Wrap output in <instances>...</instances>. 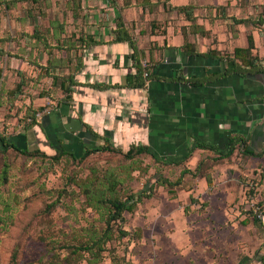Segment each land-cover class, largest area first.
Instances as JSON below:
<instances>
[{"label":"crops","instance_id":"crops-1","mask_svg":"<svg viewBox=\"0 0 264 264\" xmlns=\"http://www.w3.org/2000/svg\"><path fill=\"white\" fill-rule=\"evenodd\" d=\"M111 2L112 8H109L118 10L114 24H99L100 14H93V8L87 10L83 5L86 22L91 18L95 24L82 26L97 43L81 55L70 99L58 100L38 118L40 125H33L29 131L30 144L39 147L40 139L52 150L64 147L76 154H83L87 147H98L106 139L125 150L133 144H144L150 146L159 161L179 167L180 171L183 167L195 171L199 161L204 160L202 171L210 173L213 185L209 186L206 178L201 177L191 190H183L191 201L199 197L207 209L202 214L192 212L187 216L188 221L194 222L189 224L194 238L199 242V235L210 236L212 230L235 219L244 225L249 220L251 224L261 222L264 227V221L259 218L256 221L255 215L252 217L251 209V204L257 202L264 212V155L248 156L241 165L240 154L236 152L231 158L214 163L210 158L217 156V152L197 147L198 143H208L225 151L229 137L237 135L247 141L250 150H262L264 73L247 76L235 73L203 85L178 81L180 76L204 78L224 71L226 65L219 59L185 51L181 26L189 24L188 21L177 27L167 24L166 34L159 31V20L175 12L165 11L162 5L150 11L136 4L140 10L135 11L147 14L150 24L140 27L136 23L133 41L137 50L147 48L145 59L150 60V65L155 63L150 71L153 77L145 86H129L127 75L137 70L134 49L129 40H118L114 30L117 17L125 18L124 9L132 6L121 8L115 0ZM190 2L196 6V22L204 30L201 34L193 27L188 29V39L196 44L197 51L202 53L217 47L232 52L237 46H247L248 34L252 33L256 44L254 53L263 58L264 64V25L257 27L254 23L264 16V0H170L173 5ZM200 10L205 12L202 17ZM233 16L251 18L252 22L234 24ZM153 21L157 26L155 32H151ZM64 57L71 59L74 53L68 55L65 51ZM71 65L74 68L76 64ZM181 161L184 163L176 164ZM248 189L253 190L252 195H248ZM182 195L179 192L177 198ZM233 201L236 203L232 204ZM216 251L209 264H227L228 252L217 257ZM244 259L239 264H244ZM255 263H264V255Z\"/></svg>","mask_w":264,"mask_h":264},{"label":"rangeland","instance_id":"rangeland-1","mask_svg":"<svg viewBox=\"0 0 264 264\" xmlns=\"http://www.w3.org/2000/svg\"><path fill=\"white\" fill-rule=\"evenodd\" d=\"M115 1L121 8L132 6L124 9L128 22L140 27L150 24L147 14L135 11L140 9L135 7L137 3L133 0ZM71 2L0 0V132L10 135V139L19 145H24L25 137L21 132L25 118L33 110L54 107L62 95L40 67L47 65V47L50 46L46 44L55 46L57 35L63 36L60 25L65 27L64 34H70L82 24H95L91 18L87 22L85 17L75 20ZM111 3V0L82 2L85 9L93 8V14H100L99 24H114L118 10L110 9ZM204 14L203 10L199 11L200 17ZM163 17L159 20L162 25L168 23L177 27L186 24L183 15L165 14ZM35 28L44 36L42 39L32 37ZM48 32L50 36L47 38ZM52 52L54 59L66 63L63 60L65 51L52 49ZM67 71L69 68L57 72ZM23 79L22 94L15 96L13 91ZM37 145L44 151L55 153L40 139ZM77 155V159L64 157L60 162H53L41 155L30 156L13 148L0 152V264H89L85 258L73 260L65 246L73 243L80 234L104 229L105 216L103 209L97 210L89 205L87 196L75 181L82 183V187L91 183L96 193L104 188L109 190L108 176L114 171L123 181L121 192L124 194L141 191L152 176L156 179L162 175L175 180L181 174L179 167L157 162L149 155H141L138 163L131 166L130 160L119 152L97 151L84 159H79L82 154ZM6 165L8 174L4 178ZM136 165L138 169L133 171ZM201 177L185 174L183 184L194 186ZM155 189L154 197L145 198L134 214H125V229L132 232L141 228V238L133 235L121 238L116 233L112 242L107 244L102 260L92 264H209L215 249H218L217 257L228 252L227 264H239L243 258L244 264H264L255 263L264 255L261 222L251 224L249 220L245 225L236 219L224 222L220 229L212 230L210 236L201 238L202 234L199 235L198 242L190 231L189 224L194 222L192 219L188 221L187 216L207 210L201 205V199L193 197L192 202L188 193L183 191L187 189L178 190L183 193L180 199L178 195L171 197L162 185H156ZM257 206V202L254 206L251 204L252 217L256 215ZM235 222L237 225L233 224Z\"/></svg>","mask_w":264,"mask_h":264},{"label":"trees","instance_id":"trees-1","mask_svg":"<svg viewBox=\"0 0 264 264\" xmlns=\"http://www.w3.org/2000/svg\"><path fill=\"white\" fill-rule=\"evenodd\" d=\"M32 3H37L39 0H30ZM134 3H137L143 7V9H149L150 11L153 10L154 7L157 5H162L165 11L171 13L175 12L177 15H183L186 21L189 22L187 25L181 26V31L184 35L185 41L183 47L187 53H195L196 55H202L205 57H212L215 59H219L224 61L226 67L222 72H213L206 75L204 78H196L194 76L186 78L185 76L178 77V81L186 82L191 85H203L206 82H215L220 78L231 76L232 74H238L240 76H247L253 73H264V64L263 58H261L258 54L254 53L256 49L255 39L252 33L248 34V45L244 47H235L232 52L229 51H222L217 47L209 48L206 52L200 53L197 51L196 44L191 42L188 39V29L189 27H193L195 31L204 34V30L202 26L198 25L196 22L197 16L195 15L194 11L196 6L190 2L188 4L183 5H173L170 3V0H133ZM83 0H72L71 2V10L73 13V17L75 20L83 19ZM10 3H14L11 2ZM7 2V6L10 5ZM219 10V9H218ZM217 15H220V11H218ZM234 24L240 23H249L252 22L251 18H236L235 16L232 17ZM156 21L152 23V30L151 32H155L157 26H155ZM255 25H264V16L260 17L258 21L254 22ZM257 23V24H256ZM165 23L162 27L159 23V31L163 32V34L167 33V25ZM136 26L133 23L128 22L122 15H119L116 20V28L115 33L118 40H129L132 42L133 51V59L137 63V70L134 74L127 75V84L133 87H143L145 86L148 81L153 77L152 73L150 72L153 64H149V66L143 65V60L145 59L146 49L140 48L137 50L136 44L133 41V32ZM38 28H35L33 32V36L35 38L44 37L40 31H37ZM48 29V28H47ZM57 29V28H56ZM61 34L56 37L55 46H51L50 44H46L47 46V54L49 55L47 60V65L40 66L42 69L45 70L46 74L51 77L52 82L56 85L64 95L62 98L58 100L66 101L70 99L71 92L73 86L75 85V71L79 69L81 65V55L83 54L84 50L87 49L90 45L96 44L97 41L94 40L93 36L88 34L84 27L81 25L79 28L73 30L70 34H64L65 27L64 25H60ZM47 31H50L48 29ZM52 33V32H51ZM52 34H57L56 32ZM50 36V32L47 34V38ZM153 46V45H152ZM150 46L148 49L152 55L153 47ZM52 49H60L66 51L68 55L74 53V57L71 59L64 58L66 63L60 62L52 57ZM150 61V60H149ZM75 63V67L71 68L69 65ZM69 68V72L65 73H58L59 69L65 70ZM145 71H148V75H145ZM24 79L21 80L16 88L14 89L13 93L15 96L22 94L23 86H24ZM44 109V108H43ZM38 110H33L32 113L25 118L24 122V130L21 132L22 137H25L24 145H19L17 141L10 139V135L7 133L0 132V152H6L10 148L17 150L26 155L35 156L41 155L43 158H49L53 162H60L64 157H71L73 159H77L78 155L73 152L65 149L62 147L61 149H55V153H49L48 151L42 150L40 147H35L30 144L29 139V131L33 127V125H40L39 119L37 117ZM197 147L211 149L218 153L217 156L211 157L214 163H217L221 159L231 158L236 152L240 154L241 161L240 164L243 165L246 161L248 156H259L262 157L264 155V147L261 151H253L248 148V143L245 139H242L240 136L233 135L229 137L227 149L225 151L220 150L218 147L214 146L213 144L208 143H198ZM97 151H110V152H119L124 157L130 160L131 164L138 163L137 159L141 155H149L155 161L158 162L159 158L154 156L150 146L144 144H133L127 150L116 147L110 139H106L105 142L95 148L87 147L82 156L79 159H84L89 156L91 153ZM186 159V158H185ZM184 159V161H185ZM184 161L177 162L176 164L179 165L184 163ZM204 160H200L195 171L190 170L187 167H183L181 170V174L175 180L164 177L160 175L158 178H154V176L150 177L148 182L146 183L147 187L145 186L141 191H127L122 194L123 181L119 176H117L116 172H112L108 176V189L106 188L100 190V192H95L94 188L91 187V183H87L85 187H82V183H75L80 187L85 195L89 200V205L97 210L103 209L102 213L105 216V227L104 229L98 231H94L92 233H85L80 234L73 243H69L65 246V248L69 251L68 255L73 260L78 259H86L89 264L98 263L103 258V252L107 249V244L112 242L116 233H118V237H126L129 235H133L134 238H141L142 229L137 228L134 231L126 230L124 227L125 223V214L129 212L134 214L137 209L139 208L140 203L147 198L150 199L154 197V191L156 190V185H162L167 189L168 194L171 197H176L178 195L179 189H187L188 191L193 188V186H184V175L191 174L192 176H202L206 178L208 185H213V178L211 177L210 173H206L202 171V166L204 165ZM4 169V178H7L8 174V166H5ZM138 166H134L132 170H136ZM140 167V166H139ZM131 168V167H130ZM104 177V176H103ZM248 195H252L253 190L247 192ZM194 198H192V202ZM105 212V213H104ZM255 220L258 221V217L255 215ZM16 256V254H15ZM59 264V263H55Z\"/></svg>","mask_w":264,"mask_h":264},{"label":"built area","instance_id":"built-area-1","mask_svg":"<svg viewBox=\"0 0 264 264\" xmlns=\"http://www.w3.org/2000/svg\"><path fill=\"white\" fill-rule=\"evenodd\" d=\"M143 65L149 66V60L147 58L143 61ZM145 75H148V71H145ZM50 109H51L50 107H46L42 111H38L36 114L37 117H41L43 114L47 113ZM252 205L254 206L255 203H253ZM255 212H256V216L262 221H264V212L262 211V209L257 206L255 207Z\"/></svg>","mask_w":264,"mask_h":264}]
</instances>
